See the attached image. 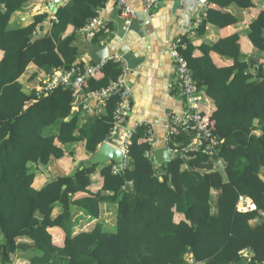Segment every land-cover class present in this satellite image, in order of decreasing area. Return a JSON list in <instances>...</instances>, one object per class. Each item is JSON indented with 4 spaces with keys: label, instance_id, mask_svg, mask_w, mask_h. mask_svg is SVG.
<instances>
[{
    "label": "trees",
    "instance_id": "obj_1",
    "mask_svg": "<svg viewBox=\"0 0 264 264\" xmlns=\"http://www.w3.org/2000/svg\"><path fill=\"white\" fill-rule=\"evenodd\" d=\"M30 1L0 0V264H239L243 251L247 264H264V58L246 60L238 34L217 42L232 59L225 67L197 68L185 39L177 48L211 99H202L199 111L212 123L217 155L190 148V132L175 127L167 146L178 153L157 172L144 156L152 149L147 127L139 125L122 170L112 163L82 167L102 142L114 141V113L124 99L110 93L99 113L83 117L77 100L117 82L122 65L106 61L77 90L43 94L40 88L78 56L74 35L64 37L67 27L82 29L107 0H68L44 37L36 27L45 13L26 27L9 26ZM211 2L220 9H208L198 30L207 22L220 25L223 9L232 4L254 6L252 0ZM247 38L264 57V10L249 24ZM30 65L46 76L27 89ZM205 101L214 106L209 113ZM68 159V173L48 171ZM218 159L225 173L214 168ZM240 197L256 210H238ZM103 204L112 206L104 217ZM58 239H64L61 245Z\"/></svg>",
    "mask_w": 264,
    "mask_h": 264
},
{
    "label": "crops",
    "instance_id": "obj_2",
    "mask_svg": "<svg viewBox=\"0 0 264 264\" xmlns=\"http://www.w3.org/2000/svg\"><path fill=\"white\" fill-rule=\"evenodd\" d=\"M67 1L63 0L62 6ZM145 1L126 0L127 6L136 14L135 20L126 26L120 17L117 5L107 0L104 7L98 10L97 16L106 22L109 28L106 33L102 32L99 35L97 41L84 38L71 26L67 27L64 37L74 35L73 45L78 49V56L74 64L81 62L83 65L88 64V53L104 44L107 46L110 59L118 56L122 60L123 63H120L122 65L120 86L121 90L126 92L125 103L129 110L127 118L116 127L114 140L118 142L137 126L145 125L151 134L152 149L150 152H153V150L164 146V138L167 135L171 116L179 118L183 112V103L173 89L176 84L175 62L170 57L173 45L184 39L190 41L193 46L190 52L191 62L197 68L201 67L202 63L205 66L211 64L216 68L225 67L232 64V59L228 57L227 50L217 42L233 34H238L240 52L246 57V60L249 58L257 61L262 60L264 57L249 43L247 31L251 21L257 17L260 11L264 10V0H252L254 6L248 9H242L232 4L223 9L220 25L216 26L207 22L202 30H198V26L206 18L208 9H220L211 0H159L147 11L144 6ZM52 4L53 0H31L29 4L11 17L9 26L26 27L32 23L34 17L45 13L47 19L36 27V34L39 37H44L50 31L52 17L56 15L53 13ZM147 12L151 13L148 19L144 17ZM195 23L197 26L194 27ZM0 24H4L3 20L0 21ZM47 40L50 41V38ZM33 74L35 77L32 78ZM25 75L27 78H24L26 79L24 84L27 89L36 84L33 82H40L46 76L34 65L28 67ZM199 89L201 97L208 100L204 89ZM209 101L211 102V99ZM77 102L83 106L82 117L85 114L93 116L100 111L101 100L93 93L81 94ZM205 103L204 107L207 113L214 109L213 105L211 106L206 101ZM77 106L74 104L73 108H78ZM79 110L80 108H78ZM71 148L73 149V146ZM66 161L54 163L48 171L54 174L68 173L71 166L70 163L67 165ZM78 163L80 162L75 161L74 165ZM153 165L157 171L154 162ZM211 191L212 194L215 193L214 190ZM109 207L112 208L109 204L102 205L103 217ZM181 219V215L176 216V222ZM255 223L257 221L251 224ZM243 252V258L239 264H247V252Z\"/></svg>",
    "mask_w": 264,
    "mask_h": 264
},
{
    "label": "built area",
    "instance_id": "obj_3",
    "mask_svg": "<svg viewBox=\"0 0 264 264\" xmlns=\"http://www.w3.org/2000/svg\"><path fill=\"white\" fill-rule=\"evenodd\" d=\"M114 2L118 9L121 19L124 21L126 26H129L133 20L136 18V14L133 10H131L126 3V0H109ZM159 0H146L144 2V6L146 11L150 10L151 6L156 4ZM52 21H56L55 17H52ZM108 26L106 22L98 18V16L91 19L82 29L78 31L79 35L83 36L84 38L90 40L94 37L95 34L98 32L104 31L105 28ZM197 26V23L194 24V27ZM182 41H177L172 49L170 50V57L175 62V69H176V84L174 86V90L176 92L177 97L183 103V112L181 117L171 116L170 123L167 127V135L164 138V147H166L173 157L178 152V148H169L167 146V141L169 135L172 134L175 127H180L184 131L190 132L191 142L189 147L195 148L199 150L201 147L204 148V151L209 154L217 155L219 152V142L218 139L213 134L212 123L207 119V115L199 111V105L203 99L201 97V91L197 86V83L193 77V73L189 68L188 62L185 58L178 52L177 48L182 46ZM118 63H123L122 60L115 56L113 58ZM105 62H101L96 66L89 67L87 65L79 66L78 64H74L67 70H59L53 72L49 77L43 82L40 91L43 94L48 93L49 91L56 89L58 87L69 88L71 90L80 89L83 84L90 78H92L100 69V67ZM122 87L120 86V78L117 82L113 83L110 87L105 90H102L99 93H93V95L98 96L101 100L99 104V109L105 103V98L114 92H120L124 97L123 103H120L114 113L115 124L114 127H118V124L124 120L125 117L128 116V107L125 103V95L126 92L121 90ZM115 129L111 131V138H115ZM132 132L126 133L121 140L118 142L114 141H107L111 145L117 147L121 150L123 157L121 159L120 165L114 167H118L119 170H122L125 166V158L127 156V145L130 141ZM148 133V141L151 143L152 138L150 131L147 128ZM144 156L153 161L152 152L146 151ZM214 168L216 170L222 171L225 173L226 167L222 164L221 160L218 159L215 163ZM127 188L131 189L132 184L127 183ZM125 187H123V190ZM238 210L240 211H255L256 206L255 204L246 198L240 197L238 202ZM189 257V256H188ZM187 264H198L190 259H188Z\"/></svg>",
    "mask_w": 264,
    "mask_h": 264
},
{
    "label": "water",
    "instance_id": "obj_4",
    "mask_svg": "<svg viewBox=\"0 0 264 264\" xmlns=\"http://www.w3.org/2000/svg\"><path fill=\"white\" fill-rule=\"evenodd\" d=\"M63 0H53L52 9L55 14L58 9L62 6ZM151 16L150 12L144 14V17L147 19ZM88 64L89 67L96 66L101 62H106L110 60V57L107 52L106 44L102 45L100 48L96 49L93 52L88 53ZM30 102L26 103L28 106ZM77 111H74L70 118H73L77 115ZM153 162L157 166V172H160L162 166L169 162L172 159L168 149L166 147H159L152 152ZM123 154L121 150L117 147L111 145L107 141L102 142L94 153L82 164V167H89L94 165H103L107 163H112L115 166H119ZM76 164V163H75ZM65 188V187H64ZM190 256V255H189Z\"/></svg>",
    "mask_w": 264,
    "mask_h": 264
},
{
    "label": "rangeland",
    "instance_id": "obj_5",
    "mask_svg": "<svg viewBox=\"0 0 264 264\" xmlns=\"http://www.w3.org/2000/svg\"><path fill=\"white\" fill-rule=\"evenodd\" d=\"M67 163V165L70 163V161L69 160H67L66 161ZM53 169L56 171V169L53 167ZM64 241V239H58L57 241H55V244H57V245H61L62 244V242Z\"/></svg>",
    "mask_w": 264,
    "mask_h": 264
}]
</instances>
